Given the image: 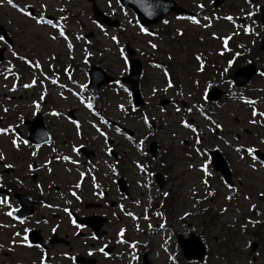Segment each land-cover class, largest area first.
I'll use <instances>...</instances> for the list:
<instances>
[{
  "label": "rangeland",
  "instance_id": "rangeland-1",
  "mask_svg": "<svg viewBox=\"0 0 264 264\" xmlns=\"http://www.w3.org/2000/svg\"><path fill=\"white\" fill-rule=\"evenodd\" d=\"M175 1L193 14H199L195 18L199 23L169 16L165 20L168 23L162 22L151 27L150 32L154 35H148L139 31L140 26L129 10H123L112 0L111 6L109 0L93 2L101 11L119 21L118 28L98 27L92 19L88 0H13L19 8L30 5L25 10L31 12L32 16L43 15L45 20L52 19L54 23H60L67 40L58 35L57 29L47 23H35L32 18L9 5L7 0L0 3V24L12 42L8 46L0 41V48H4V60L0 63V127L20 126L22 118L30 114L27 112L36 109L47 113L44 123L54 136L53 146L41 151L42 156L38 157L36 167L28 170L27 160L17 161L13 165L14 172L3 176L7 181L19 177L28 185L33 172L40 175L33 185H29L38 190L40 197L50 205L49 208L55 209L64 218L57 230L61 237L64 233L68 234V238L72 236L64 207L74 203L83 208L86 202H96L95 191L102 188H110L118 202L117 209L106 211L109 222L106 225L108 235L105 242H95L97 246L89 249L88 242L75 241L70 245L72 253L67 247L58 245L48 253V259L33 249L14 245L10 235L12 232L21 233V228L15 226L8 217L7 209L0 208V264H41L42 259L44 264H73L72 254L82 255L86 252L83 247L95 253L98 246L112 244L115 245V253L110 258L95 255L98 264H137L138 250L129 247L131 242L144 248L150 264H174L169 257L179 258L180 255L174 237L190 233L201 235L207 246V258L197 264H264V197L260 196V193H264V167L252 161L246 153L241 159V154L235 151L239 145L254 146L264 151V143H260L261 138H264V126L249 124L252 106L244 103L245 99H255L258 101L255 107L264 111V76L258 74L243 92L236 94L238 97L223 98L215 106L214 113L210 114L212 120L222 125V129H217L218 133L213 138L210 134V140L203 142V145L207 149L217 148L224 154L233 173V181L239 182L234 184L235 191L223 186L218 174L215 176L211 172L210 176H206L200 169L198 172L188 167L189 164L199 166L198 156H187L185 147L188 146L182 142H191V135L199 137V133L193 134L188 128L178 125L181 120L193 118L195 124L200 125L195 126L197 129H209L204 130L206 134L214 132L209 119L194 116L187 110L199 109L204 103L205 85L211 80H219L217 83H220V88L227 93L234 92L229 82L219 79V74L228 67L227 61L237 53L259 51V40L264 28L256 25L252 16L257 4L264 5V0H255L258 3L225 0L216 9L211 7L213 0ZM41 3L47 5L46 10L40 8ZM248 12L253 15L247 16ZM61 16L67 19L61 21ZM228 16L233 19H225ZM245 26L253 31L245 34ZM50 34H56L57 39H50ZM113 35L117 37L118 44L110 39ZM224 37H229L226 43ZM149 41L155 43L157 48L152 49ZM68 44L72 45L71 49ZM127 44L137 52L143 64L140 89L145 106L134 114L128 109L130 97L124 89L115 90L105 85L98 98H92L86 91L87 71L92 65L116 77L127 72L124 50ZM13 51L17 53L16 56L12 55ZM198 55L209 64L203 71H197L201 64L195 59ZM21 56L38 62L40 67L26 63L19 58ZM250 57H254V54ZM153 59L168 65L172 87L166 85L164 66L161 65L163 70L150 65ZM258 66L264 69V66ZM33 80L36 83L32 84ZM53 80L56 82L53 83ZM196 81H199V85ZM25 84L32 86L26 88ZM153 88L157 89L155 94ZM81 99L85 103H81ZM161 99H167L169 103L160 106ZM86 103H91L93 108L88 109ZM182 104L187 105L183 108ZM119 105L124 106L123 111ZM176 108L180 111H175ZM68 111L74 112L79 132L66 117ZM144 115L149 117L153 131L143 123ZM120 127L124 130L117 132ZM97 128L105 135L101 136ZM11 131L7 135L0 133V152L7 153L10 162L15 160L11 148L13 129ZM127 133L130 139L126 138ZM145 137H153L162 147L171 148V153L163 161L165 167L160 158V162L149 166L147 172L139 173L134 167L139 161V149L133 145V141L140 142ZM107 139L114 144L120 169L127 177L128 198L119 196L116 187L110 182L109 172L106 177L98 179L96 173L91 174L92 168L88 162H84L77 153V147L85 146L98 154L95 163L101 158L106 159ZM64 156H68L69 160H63ZM90 159V162L94 161ZM3 161L6 162V158ZM253 164L255 169L250 166ZM153 168L165 177L168 197L172 199L168 207L162 201L166 196L165 191L157 195L156 186L148 181ZM205 179L209 187L201 183ZM77 184L80 186L76 187ZM66 190L71 192L67 193ZM209 190L215 194L208 196ZM229 195L232 198L225 199ZM245 196L249 199H245ZM154 197L153 206L165 207V214L146 211ZM252 205H255L254 209ZM44 206L38 208L34 218L36 223L41 216L48 215L46 222L39 220L41 226L38 227L43 228V235L48 234L50 227L53 228L57 223L51 220L52 215L48 214ZM221 209L226 211L222 212ZM128 213H132V216ZM185 213L188 215L185 216ZM133 216L136 218L133 219ZM32 225L36 226L34 223ZM121 229L126 233L127 242L116 245L115 239ZM252 241L258 242L260 246L249 255ZM221 242L228 243V249L232 250L230 254H227ZM132 255L136 257L135 260H132Z\"/></svg>",
  "mask_w": 264,
  "mask_h": 264
},
{
  "label": "snow or ice",
  "instance_id": "snow-or-ice-1",
  "mask_svg": "<svg viewBox=\"0 0 264 264\" xmlns=\"http://www.w3.org/2000/svg\"><path fill=\"white\" fill-rule=\"evenodd\" d=\"M3 2H4V0H0V3H3ZM246 2H251V0H246ZM7 3H8L9 5H11L12 7L17 8V10L20 11V12H22L25 16H28V17L32 18V19L35 21V23H37V24H45V23H47V24L51 25L53 28L57 29V31H58V35H59L60 37H63L65 40H67V36H66V34H65L64 27H63L60 23H54L52 20H45V17H44L43 15L32 16L31 12L25 10V8H30V7H31L30 5L25 6V8H19V6L16 5V4L13 2V0H7ZM117 3H120V0H117ZM109 6H111V0H109ZM46 7H47L46 4H43V3L40 4V8H41L42 10H46ZM200 7H202V5H201ZM61 11H64V9H61ZM246 15L249 16V17H251V16L253 15V13H252V12H248ZM66 19H67V17H65V16H61V17H60V20H61V21H64V20H66ZM189 19H191L193 23H199V21L196 20L195 17H190ZM225 19H228V20L231 21L233 18H232L231 16H228V17H225ZM164 23H168V22H167V21H164ZM97 26L99 27V25H97ZM207 26H208V25H205V27H207ZM101 30L103 31L102 28H101ZM139 31H140L141 33H146V34H148V35H154V33L149 32L147 28L142 27V26L139 28ZM243 31H244L245 34H249V33H251L253 30H252V28H250V27H248V26H245V27L243 28ZM104 34H105V35H108L107 32H105ZM49 38L52 39V40H55V39H57V35H56V34H50V35H49ZM77 38L79 39V37H77ZM110 39H111L112 41L116 42L117 44L119 43V41H118V39H117V37H116L115 35L111 36ZM223 39H224V41H225V43H226L227 40L229 39V37H224ZM3 40H4V37L0 36V41H3ZM149 44H150V47H151L152 49H156V48H157V45H156L155 43H151V41H149ZM71 47H72V45H71V44H68V48L71 49ZM241 47H242V46H241ZM226 50H227V49H226ZM12 55H13V56H16L17 53H16L15 51H13V52H12ZM86 55H87V53H86ZM121 55L123 56V51H121ZM236 55L238 56V55H240V53H237ZM19 58H20L21 60H24L26 63H29L30 65L36 67V68H39V67H40V64H39L38 62H33V61H31L30 59H26V58L23 57V56H21V57H19ZM168 59L171 60L172 57L169 56ZM195 59H196L197 61H200V60H201V57L198 55V56L195 57ZM233 59H234V58H233ZM233 59H230V60L227 61V64H228L229 67H231V65L233 64ZM125 64H127V60H125ZM155 67H156V68H161V65H160V64H156ZM65 71L67 72V69H65ZM197 71H203V63L200 64V66L197 68ZM227 71H228V67L224 68V69H223V72H221L220 75H223V73H224V72H227ZM259 75H260V76H264V71L259 72ZM163 76L165 77L167 87H168V88L172 87V86H173V85H172V81H171V79L169 78V77H170V74H169V72H168L167 70H164V71H163ZM55 82H56V81L53 80V83H55ZM34 83H36L35 80L32 81V84H34ZM117 83H119V82H117ZM195 83H196L197 85H199V81H196ZM229 83H231V82H229ZM32 84H25L24 87H26V88H27V87H31ZM211 87H212L211 84H206V85H205V97H204L205 99H207L208 89H210ZM14 88H15V85H13V89H14ZM125 91H127V89H125ZM152 91H153V94H155V92L157 91V89L153 88ZM74 95H78V93H74ZM181 95H183V93H181ZM81 103H85L83 99H81ZM244 103H246V104L252 106V107H251V113H250V115H251V119L249 120V124H253V125H255V124H261V126H264V111H259V110L257 109V107H255V105L258 103V101L255 100V99H245V100H244ZM85 106H86L88 109H90V110L93 108V105H92L91 103H86ZM119 108L121 109V111L124 110V106H123V105H119ZM4 111H7V109H4ZM161 111H163V109H161ZM175 111L179 112L180 109H179V108H176ZM187 111L191 112L192 109L189 108ZM53 114H54V115H59V113H53ZM257 117H259V119H257ZM206 118L209 119L210 123L213 125V130L222 129V125H221L220 123L216 122L215 120H212L211 117H206ZM101 119H102V118H101ZM142 119H143V123H144L145 125L151 127V125L149 124V117H148L147 115H144V116L142 117ZM71 123L74 124V125H76L77 132H79V123H78L76 120H72ZM180 123H181L185 128H189L193 133H196V132H197V128L194 127L190 122H188V121H184V120H181ZM93 127H95V125H93ZM96 130H97L98 132H100V135H101V136H104V135H105V133L102 132L99 128H97ZM10 131H11V126H9L8 128H0V133L5 134V135L9 134ZM116 131L119 132L120 129H117ZM173 135H175V133H173ZM11 143L13 144L14 147H19V145H18V143H17V139L13 138L12 141H11ZM25 143H27V141H25ZM139 143L142 144L143 141L141 140ZM200 143H201L200 138L197 136L196 139H195V144H196V145H199ZM225 143H227V141H225ZM260 143H264V138H261ZM73 150L75 151V149H73ZM235 151H236L237 153L241 154V159H243V155H244L245 153H246L248 156H250L253 160L256 159L257 149H256L254 146L239 145V146L236 147ZM196 152H197L198 155H204V152H203V150H202L201 148H196ZM32 155H35V153H32ZM4 159H5L4 154H3V153H0V161H3ZM62 159L65 160V161H67V160H69V157H68V156H64V157H62ZM73 163H75V161H73ZM250 166H251L253 169H255V165H254V164H253V165H250ZM4 167H5V168H11L12 165H11V164H5ZM188 167H189V168H193V167H195V165H193V164H189ZM262 167H264V165H262ZM28 168L31 170V169H32V165L29 164V165H28ZM137 168H138L141 172H143V171L146 170V165H142V164H139V163H138V164H137ZM199 168H200V170H201L205 175H211V173L208 172V170H207V165H206V163H204V162H200V163H199ZM81 175H83V173H81ZM201 183H203V184L205 185V187H209V186H208V181H207L206 179H205V180H202ZM79 186H80L79 184L76 185V187H79ZM37 187H39V185H37ZM227 187H229L230 189H232L233 191H235V187H234L233 185H227ZM72 195H73V196H76V193L73 192ZM207 195H208V196H212V195H214V193H213L211 190H209L208 193H207ZM260 196H261V197H264V193H260ZM76 198L79 199V197H76ZM231 198H232V197H231L230 195H229V196H225V199H227V200H230ZM245 199H249V197L245 196ZM0 203H7V201H6V200H0ZM137 203H138V202H137ZM48 206L50 207V205H48ZM251 207L254 209V208H255V205H252ZM13 211H14V210H13ZM13 211H9V212L7 213V215H8V216H13ZM64 211H65V212H68V209L65 208ZM221 211H222V212H223V211H226V209H221ZM128 215L132 216V213H128ZM187 215H188V213H185V216H187ZM135 218H136V217L133 216V219H135ZM145 218H146V217H145ZM71 222L75 225V227H76L77 229H79V228L82 227V225L77 224L75 220H72ZM5 227H7V225H5ZM161 227H163V225H161ZM123 233H124V230H123V229H121L120 232L118 233V236L121 237V239L119 240L120 243H126V241H124L123 238H122V237H123ZM16 235H19V233H17ZM26 239H27V238H25V241H26ZM93 239H95V236L93 237ZM13 243H15V241H13ZM135 246H136V245H135V242H133V243H131V244L129 245V247H131V248H133V249L135 248ZM0 247H2V246H0ZM98 251L104 253L105 256L108 255V253L104 251V248H103V247H101L100 249H98ZM89 254L91 255V253H89ZM130 255H131V254H130ZM131 258H132V260H135V259H136V257H135L134 255H132ZM169 259H172V257H169ZM41 264H44L43 259L41 260Z\"/></svg>",
  "mask_w": 264,
  "mask_h": 264
},
{
  "label": "water",
  "instance_id": "water-1",
  "mask_svg": "<svg viewBox=\"0 0 264 264\" xmlns=\"http://www.w3.org/2000/svg\"><path fill=\"white\" fill-rule=\"evenodd\" d=\"M120 2L122 5L131 7V9L136 13L139 21L143 25H148V24L154 23L156 21H159L164 15L168 14L171 11L175 12L177 14L186 13L185 10L177 7V5L173 1H169V0H120ZM260 10H261L262 16L264 17L263 7H261ZM94 16L99 21H102V22L108 21V18L105 17L103 14H101L99 11H97L95 8H94ZM262 42L264 43V39L262 40ZM262 47L264 48V45ZM128 54L133 55V52L128 49ZM130 65H131L130 75L127 78H125L124 81L129 83V85L131 86V90L133 92L134 99H135V104L137 106H139L142 104L141 99H140L139 90H138V80H139L140 75H141V66H140V63L138 61H135V60H131ZM254 72H255V69L252 65L245 67V68H242V69H239L234 74L233 81L238 86H242L249 81V79L254 74ZM109 80H111V79L106 78L104 81L107 82ZM99 84L100 83L95 85V92H94L95 94L94 95L97 94L96 88ZM89 87L92 88L91 84L89 85ZM213 92H212V94H213ZM216 97H214V98H216ZM33 124L34 125H33V127H31V130H30V135L34 139L35 143L42 144V143L48 142L49 141L48 135H47L44 127L40 123L39 117L34 120ZM214 158H217L220 161V159L217 155H215ZM212 162L214 163L215 170L219 171L223 175L225 181L230 183L231 174H230L225 162L221 161V163H216L213 159H212ZM156 181H157L159 187L161 188L162 180H161V177L159 175L156 176ZM22 206L23 207L21 208V212L24 213L23 215L24 216L30 215L31 214V207L33 206V204L32 205L29 204L27 206V208H28L27 212H26V209H25L26 206L24 203ZM78 221L80 223H85L86 225H88V224H90L89 222H91V219L85 218V219H79ZM178 243H179V246L182 250L184 259H186V260H197V261H200L203 259L204 255H205V249H204V246H203L201 240L199 239V237H197L195 235H191L188 239H184L182 236H179L178 237ZM255 247H256V245L252 244V251L255 249ZM80 260H81V258H77L76 262L79 263ZM83 264H85V263H83ZM143 264H147L145 257L143 259Z\"/></svg>",
  "mask_w": 264,
  "mask_h": 264
},
{
  "label": "flooded vegetation",
  "instance_id": "flooded-vegetation-1",
  "mask_svg": "<svg viewBox=\"0 0 264 264\" xmlns=\"http://www.w3.org/2000/svg\"><path fill=\"white\" fill-rule=\"evenodd\" d=\"M17 186H19L18 184H16ZM20 187V186H19ZM24 190V189H23ZM22 190V191H23ZM20 193H23V194H25V195H29L28 193V191H23V192H20ZM100 207V206H99ZM72 210L74 211V212H76V209L75 208H72ZM77 213H79L80 215H84L83 213H80V212H77ZM90 215V214H89ZM52 217L54 218V219H57L58 218V216L57 215H52ZM29 221H30V219H23V220H20V221H18V223L19 224H24V225H27V224H29ZM72 221V219H70V225H71V227L72 228H75V225L71 222ZM58 225H56V227H57ZM81 230H84L82 227L80 228ZM74 230V229H73ZM74 232V234H73V236H72V238H70V240H69V242L70 243H72V242H75V241H78L79 242V240L78 239H80L79 237H76V233H78V232H76V231H73ZM87 233H86V236L84 235L82 238L83 239H93V237H94V235L91 233V232H88V231H86ZM58 233V231L57 230H52V235L53 234H57ZM63 236L64 237H67L68 235H66L65 233L63 234ZM78 238V239H77ZM95 239H97L96 237H95ZM99 239V238H98ZM44 242H47V239H45L44 240ZM91 245H93V244H91ZM45 251V250H44Z\"/></svg>",
  "mask_w": 264,
  "mask_h": 264
},
{
  "label": "trees",
  "instance_id": "trees-1",
  "mask_svg": "<svg viewBox=\"0 0 264 264\" xmlns=\"http://www.w3.org/2000/svg\"><path fill=\"white\" fill-rule=\"evenodd\" d=\"M221 244H222L223 247H225L227 249V251H226L227 254H230L231 253V250H228V245H227L228 243L221 242ZM183 264H185V263H183Z\"/></svg>",
  "mask_w": 264,
  "mask_h": 264
}]
</instances>
